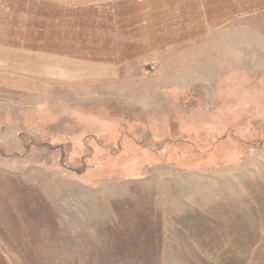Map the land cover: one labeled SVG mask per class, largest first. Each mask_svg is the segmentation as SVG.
Returning a JSON list of instances; mask_svg holds the SVG:
<instances>
[{
  "label": "rangeland",
  "instance_id": "374dc122",
  "mask_svg": "<svg viewBox=\"0 0 264 264\" xmlns=\"http://www.w3.org/2000/svg\"><path fill=\"white\" fill-rule=\"evenodd\" d=\"M0 264H264V0H0Z\"/></svg>",
  "mask_w": 264,
  "mask_h": 264
}]
</instances>
